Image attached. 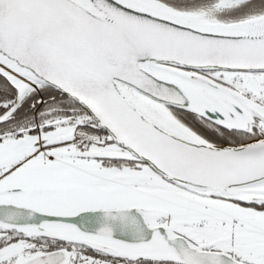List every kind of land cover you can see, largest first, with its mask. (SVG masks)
I'll list each match as a JSON object with an SVG mask.
<instances>
[{"label": "snow or ice", "instance_id": "snow-or-ice-1", "mask_svg": "<svg viewBox=\"0 0 264 264\" xmlns=\"http://www.w3.org/2000/svg\"><path fill=\"white\" fill-rule=\"evenodd\" d=\"M0 264H264V0H0Z\"/></svg>", "mask_w": 264, "mask_h": 264}]
</instances>
